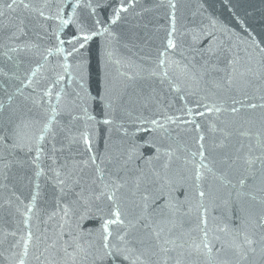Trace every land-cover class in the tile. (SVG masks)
Masks as SVG:
<instances>
[{
	"label": "water",
	"instance_id": "95a60500",
	"mask_svg": "<svg viewBox=\"0 0 264 264\" xmlns=\"http://www.w3.org/2000/svg\"><path fill=\"white\" fill-rule=\"evenodd\" d=\"M0 264H264V0H0Z\"/></svg>",
	"mask_w": 264,
	"mask_h": 264
},
{
	"label": "snow or ice",
	"instance_id": "6c2138e0",
	"mask_svg": "<svg viewBox=\"0 0 264 264\" xmlns=\"http://www.w3.org/2000/svg\"><path fill=\"white\" fill-rule=\"evenodd\" d=\"M84 40H85V41H87V40H88V37H87V36H85V37H84ZM83 46H84V45H83V44H81V47H83Z\"/></svg>",
	"mask_w": 264,
	"mask_h": 264
}]
</instances>
